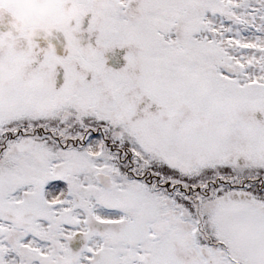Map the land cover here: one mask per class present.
I'll return each mask as SVG.
<instances>
[{"label": "snow or ice", "instance_id": "1", "mask_svg": "<svg viewBox=\"0 0 264 264\" xmlns=\"http://www.w3.org/2000/svg\"><path fill=\"white\" fill-rule=\"evenodd\" d=\"M74 4L46 55L0 0V264H264V0Z\"/></svg>", "mask_w": 264, "mask_h": 264}, {"label": "clouds", "instance_id": "2", "mask_svg": "<svg viewBox=\"0 0 264 264\" xmlns=\"http://www.w3.org/2000/svg\"><path fill=\"white\" fill-rule=\"evenodd\" d=\"M11 11L7 17V31L3 36L5 45L17 43L20 38L39 47L43 54H53L51 37L57 29L68 30L64 51L72 55L77 51L69 20L75 18V10L66 7L68 0H8ZM43 43L47 47H40Z\"/></svg>", "mask_w": 264, "mask_h": 264}, {"label": "rangeland", "instance_id": "3", "mask_svg": "<svg viewBox=\"0 0 264 264\" xmlns=\"http://www.w3.org/2000/svg\"><path fill=\"white\" fill-rule=\"evenodd\" d=\"M67 8L74 9L75 10V4L74 0H68V3L66 4ZM75 18L69 20V29H73V21ZM4 33L7 31V24L5 28L3 29ZM73 36L75 37V32L73 33ZM67 37H68V30H65L63 28L57 29L53 32V35L51 37V42L52 46L55 49L54 55H63L66 54L64 51V46L67 42ZM40 47H47V45L41 43ZM117 54L119 55L120 59L117 62V60L114 58V54L110 53L108 54V61H109V66L113 67L116 70H119V68L123 67L125 64V61L123 60V55L125 54L124 52L117 50ZM62 72H61V82H62Z\"/></svg>", "mask_w": 264, "mask_h": 264}]
</instances>
